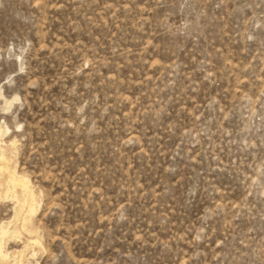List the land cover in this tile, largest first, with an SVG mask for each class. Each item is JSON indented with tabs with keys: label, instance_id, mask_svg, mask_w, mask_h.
Masks as SVG:
<instances>
[{
	"label": "rangeland",
	"instance_id": "obj_1",
	"mask_svg": "<svg viewBox=\"0 0 264 264\" xmlns=\"http://www.w3.org/2000/svg\"><path fill=\"white\" fill-rule=\"evenodd\" d=\"M0 264H264V0H0Z\"/></svg>",
	"mask_w": 264,
	"mask_h": 264
}]
</instances>
